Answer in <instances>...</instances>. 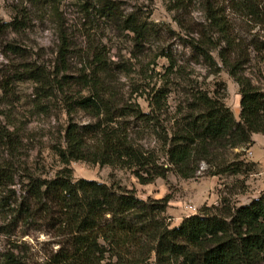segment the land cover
<instances>
[{
    "label": "rangeland",
    "instance_id": "obj_1",
    "mask_svg": "<svg viewBox=\"0 0 264 264\" xmlns=\"http://www.w3.org/2000/svg\"><path fill=\"white\" fill-rule=\"evenodd\" d=\"M114 1L120 16L132 14L146 22L149 31L144 40H137L135 33L122 24L101 16L95 0H56L41 8L30 0H0V21L24 19L27 26L7 36L25 49L23 56L0 46V84L22 71L25 62L37 66L44 75L42 81L9 79L8 86L0 87V165L12 168L14 184L8 193L13 200L26 194L31 176L52 179L63 167L56 149L64 145L68 124L83 125L93 120L86 111L70 110L69 103L87 96L88 82L94 78L112 93L115 115L125 105L150 112L154 96L161 97L168 111L158 116V136L175 130L200 92L212 96L225 90V102L239 120L240 86L231 70L264 90V21L259 17L228 10L241 41L230 54L227 66L217 50L211 52V62L197 56L189 45V33L174 21L166 0ZM210 1L216 7L227 6L224 0ZM256 1L264 11V0ZM202 6L189 7L187 19L193 24L204 22ZM63 37L68 49L61 53ZM115 118L128 124L134 120ZM252 140L247 148L235 150L245 151L240 159L253 169L238 175H211L206 171L208 165L202 163L193 178L170 171L165 178L141 184L131 169L120 165L72 161L69 167L74 180L86 178L121 185L148 202L167 197L164 220L177 226L185 217L199 213L204 205L217 204L221 196L229 198L233 206H240L264 191V134L254 133ZM140 142L156 149L160 162L167 163L160 151L162 141L156 136L146 134ZM235 152L228 153L226 159L231 161ZM55 221L56 217L49 215L36 224L20 222L13 226L0 217V257L14 252L28 258L30 264L42 263L60 246Z\"/></svg>",
    "mask_w": 264,
    "mask_h": 264
},
{
    "label": "trees",
    "instance_id": "obj_2",
    "mask_svg": "<svg viewBox=\"0 0 264 264\" xmlns=\"http://www.w3.org/2000/svg\"><path fill=\"white\" fill-rule=\"evenodd\" d=\"M55 1L30 0L39 8ZM95 1L101 16L122 24L135 33L137 40L145 39L149 31L146 22L132 14L120 16L114 0ZM166 1L174 21L189 33L191 48L207 62L212 60L211 52L217 50L229 66L230 54L240 45L241 37L232 26L228 10L264 21V11L256 0H224L226 7H216L210 0ZM191 4L203 5L204 22L193 24L187 19ZM26 27L24 19L0 21V46L4 51L24 55L25 49L7 36ZM65 42L63 37L61 53L68 49ZM230 73L240 86L239 120L225 102V90L212 96L200 92L175 130L158 136L159 118L168 111L161 97L154 96L150 112L125 105L115 115L112 93L94 78L88 82L90 93L69 103L70 110L86 111L93 120L83 125L68 124L64 145L56 149L63 167L54 178L31 176L26 194L13 200L8 193L14 184L12 168L0 165L1 218L9 225L21 222L28 226L41 217H56L55 236L60 238V246L36 264H264V191L240 206L221 196L217 204L204 205L199 213L171 226L163 216L167 197L148 202L121 185L74 180L69 167L72 161L120 165L131 169L141 184L165 178L170 171L193 178L202 163L208 165L206 171L211 175L252 171L248 162L240 159L245 151L235 150L251 145L254 133L264 134V90L247 76L234 70ZM27 78L42 81L44 75L37 66L25 62L22 71L8 76L0 87L8 86L9 79ZM115 117H133V125ZM146 134L162 141L160 151L167 163L160 162L156 149L141 144ZM233 152L234 158L228 161L226 155ZM0 264L30 261L8 252L0 257Z\"/></svg>",
    "mask_w": 264,
    "mask_h": 264
}]
</instances>
